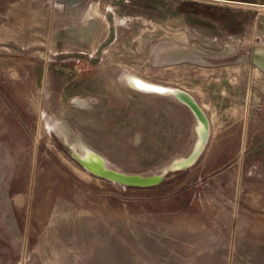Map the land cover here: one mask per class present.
Listing matches in <instances>:
<instances>
[{
	"label": "rangeland",
	"instance_id": "rangeland-1",
	"mask_svg": "<svg viewBox=\"0 0 264 264\" xmlns=\"http://www.w3.org/2000/svg\"><path fill=\"white\" fill-rule=\"evenodd\" d=\"M10 3L32 38L0 62V264H264V72L227 59L264 48V0H0V24ZM169 48L223 61L157 62ZM127 73L186 91L210 124L150 185L86 172L53 128L128 174L189 154L187 106Z\"/></svg>",
	"mask_w": 264,
	"mask_h": 264
},
{
	"label": "bare ground",
	"instance_id": "bare-ground-1",
	"mask_svg": "<svg viewBox=\"0 0 264 264\" xmlns=\"http://www.w3.org/2000/svg\"><path fill=\"white\" fill-rule=\"evenodd\" d=\"M155 48H157V47H155ZM166 50H168V49H166ZM184 51L182 53L180 52V53L176 54L175 57H177V58H187L188 57V59H191L194 61H199V62L205 61V60L207 61V57H205L203 55H199V54H196L193 52L187 53ZM166 54H167V52H166ZM164 56L162 55L160 59H163V60L167 59ZM241 56H243V55H240L239 57H241ZM154 60H156V59H154ZM120 79H121L122 83L126 86L136 88V89H140V90H144V91H149V92L151 91V92L165 93V94L171 95V96L177 98L178 100H181L182 102L188 104L190 106V108L192 109V111L195 115L196 122H197L196 131H197L198 140L194 144L192 152L187 157L177 158V159L173 160L172 162H170L169 164L163 166L161 168L162 169L161 173H155V174H152L149 176H143V175H139V174H128V173H124V172H121L119 170L110 168L106 164L105 160L100 155H98L97 153L87 149L85 146H82L83 149H81V151H83V152H81V151H78V152L81 153V157H79V158L84 163V165L88 169H91V170L98 172V173H101V174H105L107 177L112 178L114 180L115 179H121V180H126V181H131V182L145 183V182H149V181L158 180L162 174H165L169 170L176 169L182 165L191 163L196 158V156L198 155V152L202 148L206 134H207V129H208V122H207L206 115L203 113L201 108L196 104V102L193 100V98L190 95H188L187 92H185L179 88L162 86V85L153 83L149 80H146L144 78H141L139 76H136L135 74L127 73V74L122 75ZM74 144H77V142L76 143L74 142ZM77 147H79L78 144H77Z\"/></svg>",
	"mask_w": 264,
	"mask_h": 264
},
{
	"label": "crops",
	"instance_id": "crops-1",
	"mask_svg": "<svg viewBox=\"0 0 264 264\" xmlns=\"http://www.w3.org/2000/svg\"><path fill=\"white\" fill-rule=\"evenodd\" d=\"M12 3H10V5L7 7V8H3V13H1L4 17H5V23H2L0 24V62H5L8 60V56L10 55H13L15 54V50H14V46H15V41L19 38V37H22L24 38V47H28L29 46V43L25 44V39L28 37L29 39H27V41H29L31 38H32V34H31V28L28 29V28H25L28 26V24H26L25 26H19V24L22 22V23H25V19L23 18L22 20L20 18H16L15 16V11L14 8L11 6ZM32 27V26H30ZM22 31V35L20 36L19 34H16L18 31ZM39 31L38 33V37L40 38L41 36L47 38L48 34L47 32L44 30L42 31L41 29L37 30ZM40 33H43L42 35H40ZM78 31H75V35L73 37H78ZM57 37L58 35L55 33V34H50L49 37ZM42 38V37H41ZM136 75V74H135ZM138 76V75H136ZM140 77V76H139ZM142 78V77H141ZM122 82V81H121ZM154 83V82H153ZM157 84V83H156ZM161 85V84H159ZM126 86V85H125ZM162 86H166V85H162ZM129 87V86H127ZM167 87H172V86H167ZM132 88V87H130ZM172 88H177V87H172ZM133 89H136V88H133ZM180 89V88H179ZM136 90H140V89H136ZM182 90V89H181ZM140 91H144V90H140ZM184 91V90H183ZM149 92V91H148ZM151 92V91H150ZM186 92V91H185ZM168 95V94H167ZM188 95H190L188 93ZM191 96V95H190ZM192 97V96H191ZM175 98V97H174ZM193 98V97H192ZM194 100V98H193ZM195 101V100H194ZM196 102V101H195ZM184 104V103H183ZM196 104L199 106V104L196 102ZM185 105V104H184ZM200 107V106H199ZM188 108V107H187ZM201 108V107H200ZM189 109V108H188ZM202 110V108H201ZM190 111V109H189ZM203 111V110H202ZM191 112V111H190ZM192 113V112H191ZM204 113V111H203ZM206 115V114H205ZM194 117V116H193ZM206 118H207V122H208V129H207V134H206V137H205V140H204V144L205 142L207 141V137H208V131L210 129V124H209V120H208V117L206 115ZM195 120V123L193 125L194 129H195V132H196V136H195V140H194V144L197 142L198 140V136H197V131H196V119L194 118ZM9 122H7L6 119H4V122L1 124L3 126H5L6 124H8ZM7 126V125H6ZM55 129V136L58 138L59 142L65 147V149L69 152L70 156L73 158V160L76 162V164L81 167L83 170H85L86 172L90 173V174H94V175H97L89 170H87L86 168H84L80 163H78L76 161V159L72 156L71 154V147L76 151H81L82 146H85L87 149L97 153L98 155H100L104 160V156L99 154L98 151H96L95 149L89 147L88 145L84 144L83 142H81L78 138V136H76V138L74 139V141H70L69 140V133H70V130L64 125V124H61V123H57L55 124V126L53 127ZM74 142L78 144L79 147H77V144H74ZM80 142V143H79ZM193 144V146H194ZM203 144V145H204ZM203 147V146H202ZM202 149V148H201ZM200 149V150H201ZM193 150V148H192ZM191 150V152H192ZM83 152V151H81ZM190 152V153H191ZM189 153V154H190ZM200 153V151H199ZM198 153V155H199ZM189 154H186V155H176L174 157H172L171 159L173 158H185L187 157ZM197 155V156H198ZM196 156V157H197ZM106 162V160H105ZM106 164L108 165V163L106 162ZM167 165V164H165ZM165 165H162L165 166ZM109 166V165H108ZM110 167V166H109ZM111 168V167H110ZM114 169V168H113ZM99 176V175H97Z\"/></svg>",
	"mask_w": 264,
	"mask_h": 264
},
{
	"label": "water",
	"instance_id": "water-1",
	"mask_svg": "<svg viewBox=\"0 0 264 264\" xmlns=\"http://www.w3.org/2000/svg\"><path fill=\"white\" fill-rule=\"evenodd\" d=\"M176 49L178 50V48L169 49V51L167 52V55H165L164 50H160L159 51V52H161L160 54L165 55L164 57L167 58V59L157 60V62H159L161 64H165V63H174V62H178V61L184 60V61H190V62H195V63H199V64L202 63V64H205V65H208L209 63H212V62L214 63V62L223 61L222 59H220V60L219 59H213L211 57H208L209 59H207V61L205 60V61H200V62L188 59V57L187 58H177V57H175V55L178 54V51H175ZM244 52H245L244 54L241 53L243 55L241 57H237L236 58V57H234L232 55V56H230L227 59L235 60V61L246 60L249 63H251L252 65L257 66L260 70H262L264 72V48H262V46H251L250 50H248V49L246 50L245 49ZM179 101H181V100H179ZM182 103H184V102H182ZM184 104L190 109V111L192 112V114H193V116L195 118V115H194L192 109L190 108V106L188 104H186V103H184ZM70 149H71L72 156L84 168H86L87 170H89V171H91V172H93V173H95V174H97L99 176H103V177L109 178L105 174H101V173L95 172V171H93L91 169H88L84 165V163L81 161V159L79 158V157H81V153L80 152L77 153L72 147ZM185 165H188V164H185ZM185 165H182L179 168H181V167H183ZM163 175L164 174H162L158 180L149 181V182H145V183L131 182V181H126V180H121V179H115V181H118V182L123 183V184H131V185H150V184H154V183L159 182V180L162 178ZM109 179H112V178H109ZM112 180H114V179H112Z\"/></svg>",
	"mask_w": 264,
	"mask_h": 264
},
{
	"label": "trees",
	"instance_id": "trees-1",
	"mask_svg": "<svg viewBox=\"0 0 264 264\" xmlns=\"http://www.w3.org/2000/svg\"><path fill=\"white\" fill-rule=\"evenodd\" d=\"M179 5H181V11L185 10H193V12L197 13H203V14H209L211 13L213 7L211 5H201V4H196L193 2L189 1H181L179 2Z\"/></svg>",
	"mask_w": 264,
	"mask_h": 264
}]
</instances>
